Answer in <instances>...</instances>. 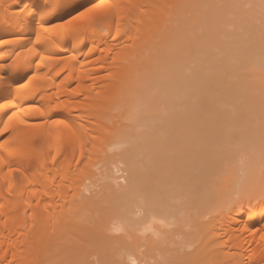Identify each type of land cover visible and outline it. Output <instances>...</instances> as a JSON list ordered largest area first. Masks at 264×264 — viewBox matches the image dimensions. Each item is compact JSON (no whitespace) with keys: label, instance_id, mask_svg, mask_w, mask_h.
Returning <instances> with one entry per match:
<instances>
[{"label":"bare ground","instance_id":"bare-ground-1","mask_svg":"<svg viewBox=\"0 0 264 264\" xmlns=\"http://www.w3.org/2000/svg\"><path fill=\"white\" fill-rule=\"evenodd\" d=\"M0 264H264V0H0Z\"/></svg>","mask_w":264,"mask_h":264},{"label":"rangeland","instance_id":"rangeland-1","mask_svg":"<svg viewBox=\"0 0 264 264\" xmlns=\"http://www.w3.org/2000/svg\"><path fill=\"white\" fill-rule=\"evenodd\" d=\"M8 38H10V37H8ZM8 38H7V39H8ZM95 254H96V253H95ZM95 254L92 253L93 256L90 255V256H89V259L96 260L97 255H95Z\"/></svg>","mask_w":264,"mask_h":264}]
</instances>
